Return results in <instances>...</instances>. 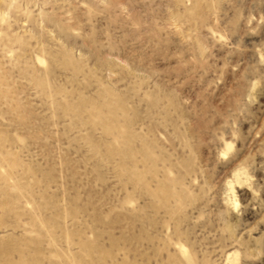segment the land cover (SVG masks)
Listing matches in <instances>:
<instances>
[{"label": "rangeland", "instance_id": "obj_1", "mask_svg": "<svg viewBox=\"0 0 264 264\" xmlns=\"http://www.w3.org/2000/svg\"><path fill=\"white\" fill-rule=\"evenodd\" d=\"M0 264H264V0H0Z\"/></svg>", "mask_w": 264, "mask_h": 264}]
</instances>
